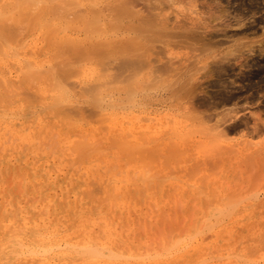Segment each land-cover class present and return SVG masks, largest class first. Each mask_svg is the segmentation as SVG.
Here are the masks:
<instances>
[{
	"label": "rangeland",
	"instance_id": "1",
	"mask_svg": "<svg viewBox=\"0 0 264 264\" xmlns=\"http://www.w3.org/2000/svg\"><path fill=\"white\" fill-rule=\"evenodd\" d=\"M20 1L0 0V20L6 22L15 16L12 21L9 20L11 23L8 25L12 24L13 27L16 23L13 29L19 32L15 37L13 35V39H8L11 30L8 31L4 26L7 23L2 25L3 21H0L1 27L4 26L5 31H8L5 32L8 36L3 38L10 41V44L6 41L5 44L3 40L0 47L5 53L2 55L3 52L0 51L2 57L0 72L9 80L6 89H16V86L19 88L15 90L19 93L16 98L10 100V105L0 107V240L5 242L12 235L9 228L7 230L4 228L6 219L3 217L6 214L8 215L5 216L6 218H15L14 221L18 223L21 214L17 210L21 206L25 211L30 210L33 218H40L38 220L46 222L47 230L39 234L41 242L38 245H50L60 239L61 244L63 238L69 237L74 244L80 239H90V236L101 237L104 240L106 227L108 231L110 230L106 234L114 237L113 247L117 246L118 253L123 255L120 256V260H115L120 264H264V51L260 53L257 50L261 43L264 44V41L261 42L264 40V21L259 22V18L264 16V0L191 1L197 5V16L201 19V23L203 25L207 21L209 23L204 33L212 35L216 33L213 38L216 36L218 39L214 40L221 41L209 48L212 57L209 54L207 60L208 70L210 64H217L219 60L218 64L224 65L222 66L225 67V71L220 77L213 75L210 77L208 71L204 69L206 64L197 70L198 75L194 74L196 81L194 80L191 87L193 91L190 90L187 95L174 94L170 87L175 76L169 73L178 72L179 74L176 75L181 74V76H178L177 81H183L187 75L196 71L194 67L197 69L200 65L195 66L197 56L200 55V58L205 55V52L198 51V47L201 48L199 44L192 42L188 44L176 38L170 39V43L167 41L150 43V47L142 53L143 56L140 55L143 57L140 59L148 60L141 69L127 71L118 69L116 65L122 58L121 55L111 54L114 55H110L109 58L112 59L105 58L104 61L102 58L98 59L96 55L94 57L89 55L84 57L85 60L78 59L79 61L75 60L77 62L72 61L73 64L68 63L75 67L79 62L80 67L75 69L74 75L67 77L66 80L71 83L66 80L64 82L68 83L66 92L71 96L68 101L71 103L66 105L69 106L67 112L64 109L59 114L50 101V98L57 93L50 85L51 76L58 72L57 67L62 62L61 57L64 60L66 56L62 52L65 49L58 46L59 36L77 38L76 43L82 39L78 43L82 44L84 41L81 47L87 49H91L87 45H91L93 40L95 41L92 45H97L100 43L98 39L106 38L109 41L107 38L111 40L115 38L114 41H117L120 36V39L124 37L128 39L133 35L129 26L137 23L138 17L146 14L149 8L148 11L154 14L158 11L161 15H168L170 27V24L174 23L172 21L175 16L179 14L172 4L176 0H170L171 2L168 0H165L166 2L163 0H78V2L74 0L72 4L66 6L65 13L62 14L57 12L50 14V11L44 12L41 9L46 6L55 10L56 4L58 6L60 2L64 3L62 0H49L47 3L50 5L46 0H39L41 3L37 0H22V4ZM182 1L184 4L185 0ZM182 1L178 0L174 5ZM216 1H219L220 5ZM18 2H20L19 7ZM32 2L41 5H36L35 8ZM214 2L225 12H218ZM12 4L16 9L12 8ZM120 6L125 7L126 11L129 8L127 11L129 15L126 16L128 18L117 16L116 11ZM107 7L112 10L108 9V12ZM158 7L162 8L158 9ZM4 9L8 16L3 14ZM17 9L23 20L18 16ZM90 9L98 16L99 21L95 24L96 32L89 30L90 27L84 22L86 17L88 19V16L93 15ZM214 11L221 17L217 16L214 19L211 15ZM253 12L255 13L252 14ZM244 14H247L246 17L243 16ZM179 15L183 16L181 13ZM181 17L179 16L180 20ZM237 18L241 19L235 23ZM68 19L73 20L70 22ZM19 20L25 21L24 25ZM82 22L85 24L83 25ZM123 25L124 28H121L120 26ZM1 27L0 33L4 32ZM250 27L256 29V34L242 39L243 48L237 46L240 51L235 49L234 43L238 44L241 41L235 42L238 37H230V35ZM200 29L197 31H201ZM103 33L106 35L104 36ZM78 43L77 45H80ZM249 44L254 48L250 53L245 51L244 46L246 45L247 48ZM193 45L198 46H196L197 50ZM10 46L11 48H8ZM230 51H232L231 55ZM241 52L244 57L241 56ZM185 55L188 56L186 60ZM234 55L240 56L237 58ZM24 60L32 64L28 61L24 63ZM182 60L183 64H181ZM221 60H224L223 63ZM56 62L57 64L59 62V65H56ZM28 64L37 66L38 69L35 70L37 69L38 72L33 71L31 66L29 67L31 70L25 67ZM163 65L172 68L175 65L177 68L176 71L174 68L173 71L168 68L166 70ZM162 67L163 69L160 70ZM186 67L191 69L186 71L188 69ZM188 71L194 72L188 73ZM187 78L188 76L185 79ZM129 86H137L135 90L133 89L135 93L130 96L126 92ZM3 87L2 89L0 87V94L4 90ZM39 91L46 97L44 102L40 100L42 97L34 100L36 94L40 97ZM92 97L99 99L97 106L92 105L94 100ZM98 112H104V116ZM198 129L199 131H196ZM219 130L226 133L223 132L226 138L221 134L222 132L219 133ZM186 132L191 133V136ZM213 134L214 136L217 134L218 137L221 134V136L217 140ZM181 136L187 143L182 142ZM244 140L249 142L248 147L242 146ZM129 142L132 146H129ZM136 142V145H139L137 147L140 148L138 150H135ZM216 142L223 147L220 148ZM232 145H235L236 151L231 147ZM229 146L227 153L223 148ZM206 151L212 152L207 154ZM207 155L210 157L204 159ZM153 170L156 172L154 173ZM159 172L161 176L163 175L161 179ZM13 210H16L15 213ZM6 211L8 213H5ZM43 217L45 219L42 220ZM30 231L29 228L26 230L24 242L26 245L32 243V246H35L33 240L35 235ZM50 231L53 232L52 235L56 240L49 235ZM11 243L13 246L17 244L15 240ZM64 247L63 243L59 247L52 245L51 252L56 254ZM108 250L115 251L112 247ZM134 255L135 261L132 259ZM136 255L140 256V259L136 258ZM147 255L148 259L145 257ZM1 261L0 259V264ZM59 261L60 264L69 262V260L54 259L55 263Z\"/></svg>",
	"mask_w": 264,
	"mask_h": 264
},
{
	"label": "bare ground",
	"instance_id": "2",
	"mask_svg": "<svg viewBox=\"0 0 264 264\" xmlns=\"http://www.w3.org/2000/svg\"><path fill=\"white\" fill-rule=\"evenodd\" d=\"M15 1V0H14ZM20 1V0H19ZM22 1V0H21ZM20 1V2H21ZM32 1V0H31ZM33 1H35V0H33ZM37 1H39V0H37ZM41 1H43V0H41ZM49 0H46V3L48 2ZM61 1V0H60ZM59 1V2H60ZM62 1H64V3L63 2H60L61 4H59L58 6H56L55 5V7L56 8H54L55 10H53V8H49V7H46V6H44L45 8H41V9H43L44 10V12H47V11H50V14L51 13H56L57 12V14L59 13V14H62L64 11H65V9H66V6L67 5H69L71 2L73 3L74 2V0H62ZM90 1V0H89ZM150 1V0H149ZM163 1H165V0H163ZM168 1H170V0H168ZM171 1H173V0H171ZM170 1V2H171ZM176 1H178V0H176ZM176 1H173V6H175V9L178 11V13L180 14H183V16L181 17V15H179L177 12H176V14H178L182 19L180 20V18H179V16L178 15H176L175 16V19L172 21V22H174L173 24H170V27H169V22H170V20H169V17H168V15L167 16H164V15H161L158 11H157V13H155L154 14V12H151V11H146L147 13L146 14H143V15H141V16H139L138 17V19L136 20V22L137 23H133L132 24V26H129V28H130V31L133 33V35H131V37H129L130 36V34H129V36H127V37H129L128 39L126 38L125 39V37H124V39L122 38V39H120L121 38V36H120V38H118V40L116 41H114V39L115 38H113V40H111L110 38H107V39H109V41L108 40H106V38L103 40V39H96V42L98 41V42H100V43H98L97 45H92L93 44V42L95 41V40H93V42L91 43V45H87V47L88 48H90L91 47V49H87L86 47L85 48H82L81 47V45L82 44H84L83 42H82V44H80V43H78V42H80L79 40H78V44H80V45H77V43H76V41L77 40H75V39H77V38H73V39H71L70 37H64V38H62L61 36H59L58 38H60V39H57L58 40V46H60L61 48H63V49H65L64 51H62L63 53H65V55L66 56H64L65 57V59L64 60H62V57H61V61L62 62H60V60H59V62L61 63L60 64V66H56L57 68H59V70H58V72H57V70H56V74L55 75H53V76H51V74H49L52 78L53 77H55L54 79H52L51 78V80H50V85H52V89L53 88H55L56 89V91H57V93L55 94V95H53L51 98H50V101H51V104L53 103V106H55L56 107V109H55V111L56 112H58V114L59 113H61V111H64V109H66V112L68 111L67 109H68V107L66 106V105H68L67 103H69L68 101H69V94L66 92L67 91V89H68V83H64V82H66L68 79H67V77H69V76H72V75H74V73H75V69L76 68H78V64H79V62L77 63V66H75V67H73V65L71 66L70 64H71V62L72 61H75V60H77V61H79V60H83L84 59V57H86V56H88L89 57V55H93V57H94V55H96L97 56V58L98 59H101L102 58V60L104 61V59L105 58H109L110 57V55L111 54H114V55H121L122 56V58L119 60V61H117V62H119L117 65H116V67L118 68V69H120V70H122V71H127V70H135V69H141L144 65H146V61H148V60H142V59H140V58H143V57H141L140 55H142V53H144L145 51H146V48L148 49V47H150V43H155V42H157V41H167V43H170V39H174V38H176V39H179V40H182V41H186L185 43H190V42H192L193 44L195 43V44H199L200 46H201V48H199L197 45V47H198V51L200 52L201 51V53H204L205 52V55L204 56H202V57H200L199 58V56H197L198 58L196 59V64H195V66L197 67V65L198 64H200L199 66H198V68L196 69L195 67H194V71L196 70H200V68L202 67L203 68V66H205L206 64H207V60H208V58H209V54H210V51H209V48L211 47V46H215L216 44H219V43H221V41L220 40H214L215 38L216 39H218L216 36H215V38H213L214 36L213 35H216V33H214L213 35L212 34H205L204 32H206V30H205V28H206V25L208 24V26H209V23H208V21L203 25L201 22V19H199L198 18V10H197V5H195L194 3H192L191 1L192 0H185V1H187V2H185L184 1V4H182L183 3V1L182 2H180V3H178V4H175L174 5V3L176 2ZM207 1V0H206ZM250 1V0H249ZM20 2H18V7H19V3ZM40 2V1H39ZM56 2V1H55ZM77 2H78V0H77ZM94 2V1H93ZM127 2V1H126ZM125 2V3H126ZM137 2V1H136ZM166 2V1H165ZM170 2H167V3H170ZM193 2H195V1H193ZM217 2V1H216ZM216 2H214V4L215 5H217L216 4ZM219 2V1H218ZM217 2V3H218ZM229 2V1H228ZM250 2H252V1H250ZM23 2H21L20 4H22ZM34 2H32V4H33ZM36 3V2H35ZM41 3V2H40ZM39 3V4H40ZM54 3V2H53ZM71 3V4H72ZM90 3V2H89ZM161 3H162V1H161ZM166 3V4H167ZM177 3V2H176ZM14 4V3H13ZM12 4V5H13ZM38 3H36V4H33L34 5V7L36 8L37 6L36 5H39ZM48 4V3H47ZM99 4V3H98ZM115 4V3H114ZM118 4H121V3H118ZM126 4H128V2L126 3ZM163 4H165V3H163ZM213 4V3H212ZM211 4V5H212ZM219 4V3H218ZM243 4V3H242ZM252 4V3H251ZM41 5V4H40ZM45 5V4H44ZM48 5H50V4H48ZM47 5V6H48ZM78 5V4H77ZM124 5V4H123ZM185 5V6H184ZM215 5H212V6H215ZM220 5V4H219ZM222 5V4H221ZM54 6V5H53ZM91 6V5H90ZM115 6V5H114ZM157 6V5H156ZM172 6V7H173ZM3 7V6H2ZM39 8H40V6H38ZM42 7V6H41ZM73 7V6H72ZM78 7V6H77ZM104 7V6H103ZM148 7V6H147ZM171 7V8H172ZM209 7H211V6H209ZM216 7V6H215ZM219 6L217 5V8H218ZM243 7V6H242ZM12 8H15L16 9V6L14 7V5H13V7ZM79 8V7H78ZM89 8V7H88ZM112 8H114V7H112ZM125 8V7H124ZM122 6H120V8L116 11V13H117V16H128L129 14H128V12L127 11H129V8H128V10L126 11V9H124ZM160 7H158V9H159ZM162 8V7H161ZM160 8V9H161ZM217 8H213L215 11L217 10ZM11 9V8H10ZM73 9V8H72ZM82 9V8H81ZM92 9V8H91ZM91 9H90V11H91ZM97 9H101V8H97ZM105 9V8H104ZM108 9H110V8H108L107 7V11H108ZM115 9V8H114ZM173 9V8H172ZM212 9V8H211ZM242 9V8H241ZM5 10V9H4ZM34 10V8L32 9V11ZM68 10V9H67ZM75 10H77V9H75ZM84 10V9H83ZM110 10H112V9H110ZM132 10V9H131ZM131 10H130V12H131ZM207 10H209V9H207ZM244 10V9H243ZM7 11H9V10H7ZM17 11H18V9H17ZM16 11V12H17ZM72 11V10H71ZM210 11V10H209ZM215 11H214V15L213 14H211L212 15V17L214 18V19H216L217 18V16H218V14L216 13L215 14ZM218 12H225V10H223V9H219L218 8V10H217ZM236 11H238V9L236 10ZM5 12H6V10L4 11V15H7V14H5ZM42 12V11H41ZM68 12V11H67ZM86 12V11H85ZM89 12V11H88ZM92 12V16L90 15V16H88L89 18L88 19H84V22L86 23V26H88V27H90V29L89 30H94L95 32H96V28H97V26L95 25L96 24V22L97 21H99V20H97V15H95V12H93V10L91 11ZM100 12V11H99ZM103 12V11H102ZM109 12V11H108ZM201 12V11H200ZM212 12V11H211ZM240 12V11H239ZM250 12V11H249ZM7 13V12H6ZM13 13H15V12H13ZM13 13H11V14H13ZM65 13V12H64ZM69 13H70V10H69ZM74 13H76V12H74ZM105 13V12H104ZM111 13V12H110ZM165 13V12H164ZM255 12H253L252 14H254ZM18 16L19 17H21V14H20V12L18 11ZM34 14H35V12H34ZM39 14V13H38ZM37 14V15H38ZM49 14V13H48ZM67 14V13H66ZM222 14V13H221ZM220 14V15H221ZM251 14V13H250ZM3 15V16H4ZM10 15V14H9ZM16 15V14H15ZM45 15V14H44ZM56 15V14H55ZM77 15V14H76ZM99 15H100V13H99ZM104 15V14H103ZM223 15V14H222ZM246 15L247 14H244L243 16L244 17H246ZM2 16V15H1ZM8 16V15H7ZM13 16H14V14H13ZM17 16V17H18ZM49 16V15H48ZM66 16V15H65ZM82 16V15H81ZM223 16H225V15H223ZM222 16V17H223ZM250 16V15H249ZM15 17V16H14ZM14 17H12L13 19H14ZM44 17V16H43ZM52 17V16H51ZM54 17V16H53ZM83 17H85V16H83ZM106 17V16H105ZM211 17V16H210ZM218 17H221V16H218ZM1 18V17H0ZM3 18H5V16L3 17ZM2 18V19H3ZM39 18V17H38ZM47 18V17H46ZM108 18V17H107ZM123 18V17H122ZM126 18H128V17H126ZM200 18H201V15H200ZM13 19H9V20H13ZM18 19V18H17ZM17 19H16V22H17ZM20 19H22V17L20 18ZM37 19V18H36ZM53 19H55V18H53ZM239 19H241V18H239ZM239 19L237 18L236 20H235V23H238V21H239ZM6 20V19H5ZM9 20H7L6 22H4L3 20H0V21H3V22H1L2 23V25H4L5 23H7V25L5 24L4 26H6V29L8 30V31H10L11 30V35L10 34H8V35H6V33L5 32H7L8 33V31L6 30L5 31V29L3 28V27H1V25H0V27L4 30V32H1L0 33V47L2 46V42H3V40H4V43H5V41L7 40V39H4L3 38V36L6 38V36H8V39L10 38V39H13V35H14V37H15V35H17V32H18V30L16 29V31H15V29H13V27L15 28L16 27V23H15V21H13L14 23H15V26H13V27H11L12 26V24L10 25H8V23H11V21L9 22ZM23 20V19H22ZM47 20V19H46ZM45 20V21H46ZM56 20V19H55ZM69 21L70 20H73V19H68ZM103 20V19H102ZM108 20V19H107ZM106 20V21H107ZM121 20V19H120ZM123 20V19H122ZM169 20V21H168ZM199 20V21H198ZM204 20V19H203ZM20 21V23H23L22 25H24V23H25V21H21V20H19ZM44 21V22H45ZM126 21V20H125ZM182 21V22H181ZM260 21H264V16H262L261 18H259V22ZM12 22V23H13ZM67 22V21H66ZM71 22V21H70ZM77 22H79V21H77ZM102 22V21H101ZM100 22V23H101ZM114 22V21H113ZM203 22H205V21H203ZM210 22V21H209ZM83 23V22H82ZM85 23H83V25L85 24ZM106 23V22H105ZM128 23V22H127ZM129 23H130V21H129ZM44 24V23H43ZM50 24V23H49ZM53 24V23H52ZM107 24V23H106ZM114 24L115 25H117L116 24V22H114ZM14 25V24H13ZM18 25H19V23H18ZM22 25H20V26H22ZM46 25V24H45ZM67 25H69V24H67ZM77 25V24H76ZM125 25H126V23H125ZM7 26H8V28H7ZM49 26V25H48ZM118 26V25H117ZM12 29H11V28ZM23 27V26H22ZM99 27V26H98ZM119 27V26H118ZM117 27V28H118ZM121 28L123 27L124 28V25L123 26H120ZM127 27H128V25H127ZM198 27H200V28H202V29H200V28H198ZM10 28V29H9ZM83 28V27H82ZM110 27H108V29H109ZM112 28V27H111ZM1 29V30H2ZM20 29V28H19ZM100 29V28H99ZM103 29H104V27H103ZM107 29V30H108ZM125 29H127L126 27H125ZM197 29L199 30H201V31H197ZM204 29V31H202ZM209 29V27L207 28V30ZM2 30V31H3ZM12 30H13V34H12ZM21 30V29H20ZM19 30V31H20ZM105 30V29H104ZM104 30H100V31H104ZM120 30V29H119ZM256 29H254L253 27H250V28H247V29H245V30H242V31H240V32H235V33H232L231 35H230V37H238L237 39H235V42L236 41H238V40H240L241 42H238V44H236V43H234L235 44V49L237 48V46L238 47H240L241 45H242V39H244V38H246V37H248L249 35L250 36H254L255 34H256V32L257 31H255ZM14 31L16 32L15 34H14ZM84 31H85V29H84ZM99 31V32H100ZM113 31V30H112ZM111 31V32H112ZM116 31H117V29H116ZM124 31V30H123ZM129 31V32H130ZM212 31V30H211ZM210 32V31H209ZM4 33V34H3ZM88 33V32H87ZM105 33V32H104ZM104 33H103V35H104ZM114 33H115V31H114ZM18 34H19V32H18ZM65 34V33H64ZM89 34H91V33H89ZM96 34V33H95ZM101 34V33H100ZM122 34V33H121ZM225 34V33H224ZM106 35V34H105ZM104 35V36H105ZM108 35V34H107ZM123 35V34H122ZM208 35V36H207ZM223 35V34H222ZM10 36H12V38L10 37ZM83 36H85L84 34H83ZM90 36V37H89ZM89 36H86V37H89V38H91V35H89ZM102 36V35H101ZM110 36H111V34H110ZM117 36V35H116ZM115 36V37H116ZM219 36V35H218ZM226 36V35H225ZM118 37V36H117ZM140 37V38H139ZM88 38V39H89ZM95 38H97V36L95 37ZM80 39V38H79ZM87 39V40H88ZM117 39V38H116ZM75 40V41H74ZM91 40V39H90ZM111 40V41H110ZM120 40H122V41H120ZM92 41V40H91ZM120 43H119V42ZM176 41V40H175ZM262 41H264V40H261V42ZM6 42H9L8 44H10V41L8 40V41H6ZM31 42V41H30ZM56 42V41H55ZM88 42V41H87ZM172 42H174V40L172 41ZM244 42V41H243ZM12 43V42H11ZM57 43V42H56ZM89 44H90V42H88ZM87 43V44H88ZM116 44V43H119L118 45L116 44V46H112L113 44ZM159 43V42H158ZM258 44L260 43L259 41L257 42ZM6 44V43H5ZM31 44V43H30ZM95 44V43H94ZM157 44V43H156ZM166 44V43H165ZM24 45V44H23ZM22 45V46H23ZM86 45V44H85ZM167 45H169V44H167ZM171 45V44H170ZM182 45V44H181ZM187 45V44H186ZM260 45V44H259ZM262 45H264V44H262L261 43V45L260 46H258L259 47V49H257L260 53H262V51H264V46H262ZM21 46V47H22ZM55 46V45H54ZM84 46V45H83ZM154 46V45H153ZM157 46V45H156ZM159 46V45H158ZM195 45H193V48L194 47H196ZM245 46V51H247L248 53H250L254 48H253V45L252 44H249V46H247V48H246V45H244ZM6 47H7V45H6ZM13 47V46H12ZM18 47V46H17ZM186 47L187 46H185V49H186ZM197 47H196V50H197ZM8 48H11V46L10 47H8ZM18 48H20V47H18ZM51 48V47H50ZM55 48H57L56 46H55ZM59 48V47H58ZM241 48H243V46H241ZM151 50H153V48H150ZM149 49V50H150ZM155 49V48H154ZM171 49V48H170ZM200 49V50H199ZM212 49V48H211ZM234 49V50H235ZM238 49V48H237ZM10 50V49H9ZM56 50V49H55ZM58 50H60V49H58ZM156 50V49H155ZM158 50V49H157ZM164 50V49H163ZM195 50V49H194ZM239 51H240V49H238ZM237 50V51H238ZM1 51V50H0ZM57 51V50H56ZM154 51V50H153ZM171 51V50H170ZM209 51V52H208ZM233 51V50H232ZM232 51H230L229 53H230V55L232 54ZM1 52H3V51H1ZM13 52H14V50H13ZM158 52V51H157ZM194 52V51H193ZM10 53V52H9ZM12 53V52H11ZM51 53H52V51H51ZM59 53V52H58ZM174 53V52H173ZM233 53H234V51H233ZM242 53L243 52H241V56H243L244 57V55H242ZM247 53V54H248ZM1 54V53H0ZM5 53L3 52V54L2 55H4ZM14 54H16V53H14ZM13 54V55H14ZM50 54V53H49ZM55 54V53H54ZM68 54V55H67ZM179 54V53H178ZM200 54V53H199ZM207 54V55H206ZM1 55V56H2ZM7 55H9V54H7ZM7 55H5V56H7ZM12 55V56H13ZM21 55V54H20ZM52 55H53V53H52ZM56 55V54H55ZM59 55L61 56L62 55V53L60 54L59 53ZM114 55H111V56H114ZM175 55H176V53H175ZM15 56H17V54L15 55ZM54 56V55H53ZM57 56V55H56ZM63 56V55H62ZM95 56V57H96ZM138 56H140L139 57V59H138ZM143 56V55H142ZM174 56V55H173ZM186 56V55H185ZM192 55H190V57H191ZM213 56H214V54H213ZM235 56V55H234ZM238 56H240V55H238ZM238 56L236 55L235 57H237L238 58ZM4 57V56H3ZM29 57V56H28ZM55 57V56H54ZM116 57V56H115ZM118 57V56H117ZM176 57V56H175ZM188 56H186V58H185V60L186 59H188L187 58ZM210 57H212V55L210 54ZM225 57V56H224ZM223 57V58H224ZM232 57H233V55H232ZM2 57H0V59H1ZM5 58V57H4ZM53 58V57H52ZM91 58V57H90ZM169 58V57H168ZM239 58H241V57H239ZM79 59V60H78ZM88 59V58H87ZM96 59V58H95ZM109 59H112V58H109ZM171 59V58H170ZM211 59V58H210ZM209 59V60H210ZM225 59V58H224ZM56 60V59H55ZM85 60V59H84ZM178 60H180L179 58H178ZM229 60V59H228ZM25 61H28V60H24V63H25ZM77 61H75V62H77ZM114 61H115V59H114ZM150 61V60H149ZM168 61H169V59H168ZM191 62H192V60H190ZM189 61V62H190ZM216 61V60H215ZM222 61H224V60H221V63H223ZM226 61H227V58H226ZM55 62V61H54ZM59 62H58V64H57V62H56V65H59ZM96 62H97V60H96ZM152 62V61H151ZM181 62V61H180ZM209 62H211V61H209ZM218 62L220 63V60L219 61H217L216 63L217 64H214V65H212V64H210L209 65V70H208V64H207V66H206V68H204V69H206V72L208 71V73L210 74H207L206 73V75H209L210 77L213 75V76H217V77H220L221 76V74L222 73H224V71H225V67H223L224 65L223 64H218ZM228 62V61H227ZM28 63H31L30 61H28ZM68 63H70V64H68ZM82 63V62H81ZM110 63V62H109ZM27 64V63H26ZM32 64V63H31ZM53 64V63H52ZM72 64H73V62H72ZM76 64V63H75ZM167 64V63H166ZM171 64H173V63H171ZM181 64H183V60H182V63ZM55 65V64H54ZM188 64L186 63V66H187ZM223 65V66H222ZM31 65H26L25 67H27L28 69H32L33 71L35 70V68H37L38 69V67L36 66H33V68H32V66L30 67ZM51 66H53V65H51ZM85 66V65H84ZM102 66V65H101ZM113 66V65H112ZM164 66V65H163ZM181 66V65H180ZM194 65H192V67H193ZM30 67V68H29ZM80 67V66H79ZM111 67V66H110ZM161 67V66H160ZM179 67V66H178ZM185 67V66H184ZM190 67H191V65H190ZM189 67V68H190ZM41 68V67H40ZM48 68H51V67H48ZM55 68V67H54ZM56 68V69H57ZM84 68V67H83ZM164 68L167 70V68L169 69V70H172L173 71V68H174V70L177 68H175V65H174V67L172 68V66H170L169 67V65H166V66H164ZM171 68V69H170ZM180 68V67H179ZM178 68V69H179ZM186 68H188V67H186ZM186 69V71L187 70H190V69ZM30 69V70H31ZM36 69V70H37ZM43 69V68H42ZM53 69V68H52ZM79 69V68H78ZM163 69V67L162 68H160V70H162ZM203 69V70H204ZM25 70V69H24ZM35 70V72H38V71H36ZM81 70V69H80ZM102 70V69H101ZM104 70V69H103ZM157 70H159V69H157ZM184 70V69H183ZM0 71H2V70H0ZM44 71V70H43ZM48 72H49V70H47ZM176 71V70H175ZM181 71V70H180ZM194 71H188V73L190 72V73H192V72H194ZM194 72V73H192V74H189V75H187L188 76V78L187 79H185V81H184V79H183V81H177L178 79H179V77L181 76V74H180V76L178 77L176 74L178 73V72H176V74H175V72L173 73H169V74H172V76L174 77V79L172 80V87H170L171 86V84L170 85H168L169 87H170V89L172 90V92L174 93V94H185V95H187L188 94V92L190 91V90H192L191 89V87H192V85H193V82H194V80H195V78H196V76L194 75V74H196V75H198V71L197 72ZM5 72V71H4ZM35 72H33L34 74H35ZM40 72V71H39ZM51 72V71H50ZM49 72V73H50ZM82 72V71H81ZM80 72V73H81ZM101 72V71H100ZM153 72V71H152ZM185 72V71H184ZM201 72V71H200ZM42 73V72H41ZM55 73V72H54ZM53 73V74H54ZM162 73V72H161ZM32 74V73H31ZM44 74V73H43ZM46 74V73H45ZM147 74V73H146ZM152 74H154V73H152ZM179 74V73H178ZM9 75V74H8ZM81 75V74H80ZM99 75H101V74H99ZM98 75V76H99ZM185 75V74H184ZM13 76V75H12ZM49 76V77H50ZM102 76V75H101ZM115 76V75H114ZM26 77H27V75H26ZM81 77V76H80ZM27 78H30V77H27ZM33 78V77H32ZM34 78H36V77H34ZM102 78V77H101ZM141 78V77H140ZM147 78H148V76H147ZM182 78V77H181ZM180 78V79H181ZM67 79V80H66ZM156 79V78H155ZM66 80V81H65ZM70 80V79H69ZM101 80V79H100ZM8 79L6 78V76H4L1 72H0V87H1V89H2V87L3 86H5V88H4V90H3V92L0 94V107H2L3 108V106H5V107H7L8 105H10L9 104V102H10V100H12L13 98H16V96L18 95V93L19 92H17V91H15L16 89H19L17 86H16V89L15 88H13L12 90H14V91H12V90H10V89H6V84L8 83ZM89 81V80H88ZM196 81V80H195ZM198 81V80H197ZM20 82V81H19ZM67 82H70V81H67ZM105 82H108V81H105ZM111 82V81H110ZM134 82V81H133ZM168 82V81H167ZM219 82V81H218ZM28 83H30V82H28ZM71 83V82H70ZM102 83V82H101ZM163 83V82H162ZM32 84V83H31ZM49 84V83H48ZM46 85V86H48V87H50L49 85ZM96 84H97V81H96ZM106 84V83H105ZM74 85V84H73ZM131 85V84H130ZM15 86V85H14ZM93 86H95V85H93ZM91 87V86H90ZM137 87V86H136ZM136 87L135 86H129V88L127 89V94H128V96H130V95H132L133 93H135V89H136ZM140 87V86H139ZM138 87V88H139ZM21 88V87H20ZM33 88H35V87H33ZM78 88H79V86H78ZM0 89V90H1ZM54 89V90H55ZM80 89V88H79ZM134 89V90H133ZM140 89V88H139ZM194 89H196V88H194ZM38 90H40V89H38ZM49 90H50V88H49ZM102 90V89H101ZM193 91V90H192ZM15 92V93H14ZM17 92V93H16ZM22 92V91H21ZM20 92V93H21ZM34 92V91H33ZM32 92V93H33ZM69 92V91H68ZM24 93V92H23ZM39 95H40V97L37 95L38 94V91H37V94H36V96L38 97H36L35 96V93H34V97H36L34 100H36V99H39V98H41L42 97V99H40V100H42L43 102H44V100H46V97L45 96H43V92L41 93L40 91H39ZM73 93V92H72ZM76 93V92H75ZM187 93V94H186ZM26 94V93H25ZM68 94V95H67ZM74 94V93H73ZM177 94V95H178ZM95 95V94H94ZM26 96V95H25ZM29 96V95H28ZM127 96V95H126ZM33 97V96H32ZM33 97V98H34ZM71 97V96H70ZM26 98V97H25ZM29 98V97H28ZM93 98V97H92ZM23 99H24V96H23ZM30 99H31V97H30ZM94 99V98H93ZM96 99V98H95ZM93 100L92 101V105H95V106H97V104H98V101H99V99L97 100ZM26 101V100H25ZM30 101V100H29ZM42 101H40V102H42ZM91 101V100H90ZM129 101V100H128ZM5 102V103H4ZM31 102H32V100H31ZM30 102V103H31ZM7 103V104H6ZM38 103V102H37ZM71 103V102H70ZM69 103V104H70ZM89 105H91V104H89ZM45 106V105H44ZM94 106V107H95ZM44 109V108H43ZM72 109V108H71ZM69 111H70V109H69ZM83 111V110H82ZM98 111V110H97ZM84 112V111H83ZM92 112H94V111H92ZM35 113V112H34ZM63 113V112H62ZM80 113H82V112H80ZM95 113V112H94ZM98 113H100V112H98ZM103 115H101V116H104V112H101ZM100 113V114H101ZM65 114V113H64ZM99 114V115H100ZM109 114V113H108ZM110 114H112L111 112H110ZM100 116V117H101ZM110 116V115H109ZM112 116V115H111ZM7 117V116H6ZM66 117V116H65ZM14 118V117H13ZM61 118V117H60ZM105 118V117H104ZM106 118H108V117H106ZM111 118V117H110ZM56 119H58L57 117H56ZM62 119V118H61ZM102 119V118H101ZM65 120V119H64ZM104 120V119H103ZM106 120V119H105ZM70 122V121H69ZM195 124V123H194ZM104 126V125H103ZM102 126V127H103ZM190 126V125H189ZM206 127V126H205ZM205 127H203V128H205ZM177 128V127H176ZM190 128H191V126H190ZM207 128V127H206ZM228 128V127H227ZM171 129H173V128H171ZM196 129H197V127H196ZM199 129H200V127H199ZM199 129L198 130H196V131H199ZM219 129V128H218ZM217 129V130H218ZM221 130H223V129H221ZM225 130V129H224ZM107 131V130H106ZM193 131V130H192ZM208 131V130H207ZM220 131V130H219ZM141 132V131H140ZM222 132V133H221ZM223 132L224 131H220L219 133H221V134H223ZM139 133V132H138ZM173 133V132H172ZM187 133V132H186ZM186 133H184V134H186ZM189 133V132H188ZM187 133V134H188ZM193 133H195L194 131H193ZM197 133V132H196ZM199 133V132H198ZM202 133H204V132H202ZM206 133V132H205ZM225 133V132H224ZM54 134V133H53ZM141 134V133H140ZM139 134V135H140ZM186 134V135H187ZM191 134V133H190ZM190 134H188L189 136H191ZM212 134V133H211ZM215 134V133H214ZM214 134H213V136H214ZM218 134V133H217ZM216 134V135H217ZM221 134L219 135V137L221 136ZM226 134V133H225ZM225 134H223L224 136H225ZM142 135V134H141ZM177 135V134H176ZM175 135V136H176ZM182 135V134H181ZM199 135V134H198ZM214 136V137H217L216 139L218 140V136ZM78 136V135H77ZM149 136V135H148ZM153 136V135H152ZM168 136V135H167ZM171 136V135H170ZM179 136V135H178ZM193 136V135H192ZM228 136V135H227ZM138 137V136H137ZM142 137V136H141ZM184 137V136H183ZM188 137V136H187ZM198 137V136H197ZM82 138V137H81ZM177 138V137H176ZM178 138H180V137H178ZM225 138H226V136H225ZM225 138H223V139H225ZM187 139V138H186ZM222 139V138H221ZM115 140V139H114ZM141 140V139H140ZM155 140V139H154ZM181 140H183L182 142L183 143H185L184 142V140L185 139H182V136H181ZM245 140H247V139H245ZM244 140V142H243V144L244 145H242L243 147H245V145H247V147L250 145L249 144V142L248 141H245ZM79 141V140H78ZM84 141V140H83ZM82 141V142H83ZM116 141V140H115ZM128 141H130V140H128ZM134 141V140H133ZM153 141V140H152ZM163 141V140H162ZM166 141H168V140H166ZM190 141V140H189ZM188 141V142H189ZM225 141V140H224ZM249 141H250V143H251V140L249 139ZM111 142V141H110ZM170 142V141H169ZM177 142V141H176ZM198 142V141H197ZM201 142V141H200ZM203 142H204V140H203ZM43 143V142H42ZM121 143H123V142H121ZM187 143V142H186ZM202 143V142H201ZM217 143V142H216ZM84 144V143H83ZM132 143H130L129 142V146L131 145ZM137 144V142L135 143V145ZM141 144V143H140ZM203 144V143H202ZM207 144V143H206ZM218 145L220 144V143H217ZM222 144V143H221ZM47 145V144H46ZM80 145V144H79ZM87 145V144H86ZM124 145V144H123ZM128 145V144H127ZM135 145H133V146H135ZM175 145H176V143H175ZM199 146H200V144H198ZM197 145V146H198ZM214 145V144H213ZM241 145V144H240ZM45 146V145H44ZM98 146V145H97ZM132 146V145H131ZM137 146H139V145H136L135 147H137ZM159 146V145H158ZM216 146V145H215ZM225 146V145H224ZM235 145H232L231 147H233V149L235 148L234 147ZM237 146V145H236ZM1 147V146H0ZM95 147V146H94ZM99 147V146H98ZM135 147H131V148H135ZM155 147H157V146H155ZM219 147L221 148V147H223V146H221V145H219ZM246 147V148H247ZM74 149H76L75 147H73ZM154 148V147H153ZM230 148V146L228 147V148H223V149H226V151H227V149H229ZM5 149V148H4ZM94 149V148H93ZM98 149V148H97ZM138 149H140V148H138L137 147V149L135 148V150H138ZM145 149V148H144ZM148 149H150V148H148ZM217 149V148H216ZM128 150H130V149H128ZM134 150V151H135ZM151 150V149H150ZM158 150V149H157ZM160 150H161V148H160ZM178 150V149H177ZM235 151H236V149H234ZM133 151V150H132ZM152 151V150H151ZM182 151V150H181ZM185 150L183 149V152H184ZM219 151H220V149H219ZM222 151V150H221ZM231 151H233L232 149H231ZM137 152H140V151H137ZM136 152V153H137ZM207 152V151H206ZM210 152H212V151H210ZM209 151L207 152V154H211ZM101 153V152H100ZM128 153V152H127ZM133 153V152H132ZM158 153V152H157ZM176 153H178V152H176ZM227 153H228V151H227ZM105 154V153H104ZM103 154V155H104ZM122 154V153H121ZM76 155V154H75ZM102 155V154H101ZM134 155V154H133ZM159 155V154H158ZM169 155H171V154H169ZM176 155H178L179 156V154H176ZM191 155V154H190ZM215 155V154H214ZM78 156V155H77ZM89 156V155H88ZM137 156L139 157V155L137 154ZM165 156V155H164ZM208 156V155H207ZM204 157V159L205 158H209L210 156H208V157ZM223 156V155H222ZM83 157V156H82ZM131 157V156H130ZM155 157H157V156H155ZM181 157V156H180ZM217 157V156H216ZM81 158V157H80ZM174 158V157H173ZM100 159H101V157H100ZM134 159H135V157H134ZM156 159V158H155ZM131 160V159H130ZM139 160V159H138ZM173 160V159H172ZM181 160V159H180ZM8 161V160H7ZM75 161H77V160H75ZM140 161V160H139ZM80 162H81V160H80ZM127 162V161H126ZM142 162H143V160H142ZM153 162V161H152ZM210 162V161H209ZM174 163V162H173ZM80 164V163H79ZM148 164V163H147ZM162 164V163H161ZM194 164V163H193ZM209 164V163H208ZM143 165V164H142ZM202 165V164H201ZM8 166V165H7ZM170 167V166H169ZM188 167V166H187ZM213 167V166H212ZM181 168V167H180ZM178 169V168H177ZM190 169V168H189ZM195 169V168H194ZM142 171V170H141ZM174 171V170H173ZM180 171H182V170H180ZM195 171H197V170H195ZM216 171L218 172V170L216 169ZM153 172L155 173L156 171H154L153 170ZM213 172V171H212ZM172 173V172H171ZM141 174V173H140ZM159 174V176H161L160 175V172L158 173ZM149 175V174H148ZM151 175H153V174H151ZM209 175V174H208ZM131 176H134V175H131ZM163 176V175H162ZM160 177L159 179H161V178H163V177ZM153 177V176H152ZM156 178V177H155ZM155 178H153V181L155 180ZM48 179V178H47ZM161 181V180H160ZM165 181V180H164ZM9 185V184H8ZM89 185V184H88ZM151 185V184H150ZM19 186V185H18ZM17 186V187H18ZM99 187V186H98ZM110 187V186H109ZM108 188V187H107ZM152 189V188H151ZM112 190V189H111ZM194 190H195V188H194ZM86 191V190H85ZM141 191V190H140ZM103 192V191H102ZM87 193H89V192H87ZM113 193V192H112ZM135 193V192H134ZM133 193V194H134ZM212 193V192H211ZM30 194V193H29ZM29 194H27V195H29ZM106 195V194H105ZM120 195V194H119ZM215 195V194H214ZM155 196V195H154ZM197 197H198V195H197ZM115 198V197H114ZM194 198V197H193ZM33 199V198H32ZM35 199V198H34ZM53 199V198H52ZM6 200V199H5ZM50 200V199H49ZM172 200V199H171ZM33 201V200H32ZM51 202V201H50ZM177 202V201H176ZM4 203H6V201L4 202ZM4 203L2 204V205H4ZM99 203V202H98ZM9 204H11V203H9ZM1 205V206H2ZM53 205V204H52ZM51 205V206H52ZM153 205V204H152ZM50 206V207H51ZM113 206V205H112ZM18 207V206H17ZM178 207V206H177ZM15 208H16V204H15ZM14 208V209H15ZM54 208V207H53ZM113 209V208H112ZM11 210V209H10ZM14 212L13 213H15V211L16 210H13ZM18 212H19V214H21V218H20V216H19V218H20V220H19V222L18 223H16V221H14V219L15 218H13V219H10V218H6L7 216H6V214H5V216L3 217V219H6V221H4L5 222V224H4V228H6V230L8 229V230H10V232H11V237L13 236V238H9L8 240H6L5 242H3L2 240H0V259L2 260L1 261V263L2 264H60V261H59V263H55L54 262V259H58V260H62V259H64V260H69V262H68V264H92V263H94V264H120V263H116L115 262V260L117 261V260H120L121 259V257H123V255L121 254H119L118 253V251H117V249H119L116 245V247L114 248L113 246H114V243H113V238L114 237H112V236H110L109 234H106V233H109V231L107 230V228L105 227V226H103V227H105V231H104V237L106 236V239H104V240H102L101 239V237H97V236H90V239L89 238H84L85 240H83V239H80L79 240V242L75 245L74 243H72L71 242V237H69V238H63V244H65V247L63 248V249H60L56 254H54V253H52L51 252V248H52V245L54 246V245H57L58 247L62 244H60V242H61V239L60 240H58L57 242L56 241H54V242H56V243H53V244H50V245H46V244H42V245H38L39 244V242H41V236L39 235V234H41L42 232H45V230H47V227L45 226L46 225V222H43V221H40V220H38V219H40V218H33L32 217V214H31V212H30V210H23V208L20 206V207H18V210H17ZM42 211V210H41ZM40 211V212H41ZM49 211V210H48ZM155 211H156V209H155ZM5 213H8L7 211L5 212ZM35 213H37V212H35ZM164 213V212H163ZM40 215V214H39ZM117 216V215H116ZM13 217V216H12ZM166 217V216H165ZM174 217V216H173ZM172 217V218H173ZM47 218V217H46ZM42 220L43 219H45V217H43V218H41ZM55 220V219H54ZM164 222H165V220H164ZM153 224V223H152ZM176 224V223H175ZM127 225V224H126ZM125 225V226H126ZM168 225V224H167ZM171 225V224H170ZM1 226V225H0ZM130 226V225H129ZM177 226V225H176ZM188 226V225H187ZM29 228V230H31L32 231V233L35 235V236H33V237H35L33 240H34V244L36 243V245L35 246H32V243H30L31 245H26L25 244V242H24V234H25V232H26V230ZM167 228V227H166ZM187 228V227H186ZM175 229V228H174ZM101 230H103V228L101 229ZM182 230V229H181ZM30 231V232H31ZM179 231V230H178ZM93 232V231H92ZM99 232H100V230H99ZM98 232V233H99ZM113 232V231H112ZM140 232V231H139ZM52 233L53 232H49V235H52ZM82 232L80 231L79 232V234H81ZM94 234H95V232H93ZM98 233H96V235L98 234ZM111 233V232H110ZM114 233V232H113ZM112 233V234H113ZM142 233V232H141ZM79 234H76V235H79ZM86 234V233H85ZM93 234V235H94ZM84 235V234H83ZM115 235V234H114ZM166 235V234H165ZM235 235V234H234ZM86 236V235H85ZM84 236V237H85ZM101 236V235H100ZM75 237V236H74ZM152 237V236H151ZM159 237V236H158ZM163 237V236H162ZM52 238H54V235H52ZM78 239H79V237H78ZM166 239V238H165ZM16 241L17 242V244L15 245V246H13L12 245V241ZM54 240H56L55 238H54ZM138 240V239H137ZM147 240H149V239H147ZM75 241V240H74ZM133 243V242H132ZM29 244V243H28ZM122 245V244H121ZM29 246V247H28ZM136 246V245H135ZM109 247L111 248H113V250H115L114 252L113 251H109L108 249H109ZM124 247V246H123ZM127 248V247H126ZM158 248V247H157ZM148 249V248H147ZM170 249V248H169ZM168 249V250H169ZM144 250V249H143ZM142 250V251H143ZM161 250V249H160ZM184 250V249H183ZM125 251V250H124ZM124 251H122V252H124ZM162 251V250H161ZM256 251V250H255ZM111 252V253H110ZM151 252V251H150ZM156 252V251H155ZM166 252V251H165ZM252 252V251H251ZM142 253H144V251L142 252ZM140 256H141V254H139ZM121 256V257H120ZM140 256H138V255H136V258L138 257V259H140L139 257ZM158 256V255H157ZM165 256V255H164ZM128 257V256H127ZM133 258V260L135 259V255L134 256H132ZM145 257H147V259H148V255L147 256H145ZM152 257V256H151ZM150 257V258H151ZM62 258V259H61ZM126 258V257H125ZM89 260V261H88ZM132 260V261H133ZM136 260V259H135ZM134 260V261H135ZM144 260V259H143ZM67 262V261H66ZM137 262V261H136Z\"/></svg>",
	"mask_w": 264,
	"mask_h": 264
}]
</instances>
